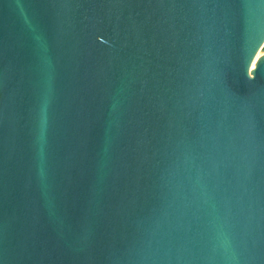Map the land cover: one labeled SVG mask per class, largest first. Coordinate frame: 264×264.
Listing matches in <instances>:
<instances>
[{
    "label": "water",
    "instance_id": "95a60500",
    "mask_svg": "<svg viewBox=\"0 0 264 264\" xmlns=\"http://www.w3.org/2000/svg\"><path fill=\"white\" fill-rule=\"evenodd\" d=\"M0 264H264V0H0Z\"/></svg>",
    "mask_w": 264,
    "mask_h": 264
},
{
    "label": "bare ground",
    "instance_id": "6f19581e",
    "mask_svg": "<svg viewBox=\"0 0 264 264\" xmlns=\"http://www.w3.org/2000/svg\"><path fill=\"white\" fill-rule=\"evenodd\" d=\"M254 64H255V59H254V61L251 64V68H253Z\"/></svg>",
    "mask_w": 264,
    "mask_h": 264
}]
</instances>
